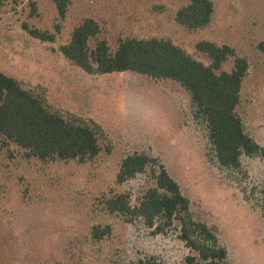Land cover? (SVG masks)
I'll return each mask as SVG.
<instances>
[{"label": "rangeland", "instance_id": "1", "mask_svg": "<svg viewBox=\"0 0 264 264\" xmlns=\"http://www.w3.org/2000/svg\"><path fill=\"white\" fill-rule=\"evenodd\" d=\"M189 1L69 0L62 17L54 0H2L0 71L52 112L98 130L101 152L85 161H43L0 140V264H185L194 252L179 239L178 225L156 233L142 219L105 208V198L122 192L135 205L154 184L153 168L117 182L123 159L133 153L165 166L194 219L214 228L228 249L226 264H264V156L244 154L239 168L221 165L208 125L195 116L181 84L131 71L90 74L61 51L86 18L101 29L89 41L92 49L99 40L115 52L120 39L158 38L210 65L197 43L229 45L249 62L237 113L264 147V0H211L212 20L196 30L176 21ZM26 26L53 41L33 37ZM234 60L219 72L232 71ZM96 226L110 232L97 238Z\"/></svg>", "mask_w": 264, "mask_h": 264}, {"label": "trees", "instance_id": "2", "mask_svg": "<svg viewBox=\"0 0 264 264\" xmlns=\"http://www.w3.org/2000/svg\"><path fill=\"white\" fill-rule=\"evenodd\" d=\"M59 13L65 16L69 0H54ZM2 0H0L1 12ZM214 14L211 0H190L176 13V21L188 30L207 26ZM29 33L41 40L53 41L54 36L39 30ZM101 29L93 18H86L75 27L71 40L61 47L64 56L90 74L136 72L153 79H169L181 84L190 94L196 108L195 116L208 125L209 139L216 158L226 167L239 168L242 155L264 156V147L246 130L237 113L244 78L249 70L246 58L238 56L229 45L219 46L201 41L196 47L212 60L210 65L195 59L183 48L165 39H120L115 52L106 40H99L94 49L89 45ZM264 49V43L260 44ZM234 56L232 71H221L222 65ZM0 140L3 145L13 142L28 158L40 160H79L96 157L101 152L99 131L52 112L44 100L13 77L0 71ZM155 165H158L157 169ZM153 168V185L148 186L137 204L133 205L127 192L104 200L110 213L129 221L142 219L156 233H166L178 225L179 239L194 254L185 264H226L228 249L220 244L214 228L194 219L190 201L165 166L146 153L126 156L117 174V182L125 183ZM264 198V187L262 189ZM110 227H94V236L102 238ZM139 264H156L140 261Z\"/></svg>", "mask_w": 264, "mask_h": 264}]
</instances>
